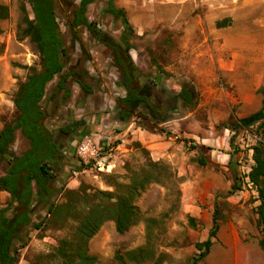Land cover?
Segmentation results:
<instances>
[{
  "label": "rangeland",
  "instance_id": "rangeland-1",
  "mask_svg": "<svg viewBox=\"0 0 264 264\" xmlns=\"http://www.w3.org/2000/svg\"><path fill=\"white\" fill-rule=\"evenodd\" d=\"M80 1L55 0L57 21L66 41H70L68 23ZM25 4V0H19L8 32L0 30V85L17 79L10 91H3L7 98L1 106L0 130L15 122L18 111L13 97L29 69H38L40 65L36 45L24 33ZM88 13L93 21H98L104 34L112 39L118 35L120 21L108 15L107 0H95L89 5ZM263 13L264 7L255 9L257 21ZM79 35L87 46L92 43L88 33L80 30ZM257 44L264 48V28L259 26ZM260 55L263 60H257V68L262 69L264 83V50H257V58ZM84 59H87L86 55L79 61L81 67ZM238 97L237 88L225 83L222 100L200 108L195 105L196 112L190 116L186 109L176 110L169 116L163 129L169 132L167 135L179 136L176 142L184 145L180 153L188 155L185 160L176 158L174 163L161 162L164 163L162 168L153 169L149 166L152 160L149 151L139 143L118 139L105 148L111 154V172L85 173L77 177L78 182L70 185L75 176L59 181L63 168H56L53 186L58 191L57 204L63 210L48 217L42 230L30 227L24 232L23 238L28 245L18 250L17 264H68L57 257L61 241L82 245L84 240L78 236V229L86 211L101 199L96 193L119 194L115 192L114 183L129 185L133 171L149 174L156 181H152L134 201L140 214L137 224L125 233H119L115 221L108 220L88 241V252L96 257L97 264H192V259L199 253L197 244L209 238L215 214L219 231L209 254L200 264H264V250L260 245L263 232L258 214L261 201L255 187L243 177V168L253 164L252 146L258 138L255 134L257 126L242 131L232 147V132L225 129L231 118L243 115V104L238 102ZM204 102L201 99L200 104ZM257 106L251 102V111ZM218 110L220 113L212 115ZM142 126L150 127L147 123ZM17 136V145L11 153L15 156L28 148V142L20 132ZM230 153L234 154L232 163L229 156L225 157ZM9 168L8 158L0 157V177L7 175ZM10 199L11 195L0 189V208ZM115 200L113 198L110 204ZM32 211L40 213L39 221L48 212L47 206L40 204ZM18 247L19 243L15 248ZM129 252L137 254L140 260L132 261L127 255Z\"/></svg>",
  "mask_w": 264,
  "mask_h": 264
},
{
  "label": "crops",
  "instance_id": "crops-1",
  "mask_svg": "<svg viewBox=\"0 0 264 264\" xmlns=\"http://www.w3.org/2000/svg\"><path fill=\"white\" fill-rule=\"evenodd\" d=\"M53 1L56 13V2ZM18 2L0 0V30L7 33L10 29ZM25 3L28 18L32 20V6L26 0ZM113 5L125 14L130 26V30H125L122 17L108 13L121 25L113 40L122 47L129 46L131 61L138 69L133 88L139 91L141 98H150L152 106L154 102L162 104L166 100L167 103H163L164 115L169 117L176 110L186 109L190 116L196 112L195 105L200 108L222 100L225 83L237 88L238 102L243 104L240 118L254 114L263 107V96L259 93L264 86L263 75L262 69L257 68V60L262 55L257 58V50L264 48L257 44V26L264 28V13L257 21L255 9L264 7V0H114ZM86 16L101 28L98 21L89 17L88 10ZM80 30L89 34L80 27L76 30L78 38L74 39L68 31V61L63 73L71 70L82 73L90 92H85L74 78L67 81L64 86L66 91L58 89L61 75H57L47 84L40 103L41 109L47 112L44 124L54 136V147L59 155L56 168H63L59 181L74 175L69 183L73 185L78 182V176L93 172L91 168H83L76 156L77 142L84 135H89L100 149L112 146L115 140L124 139L126 142L139 143L156 162L174 163L176 158L187 159L186 153H180L184 145L176 142L179 136L167 135L169 132L163 129L167 122L154 128H143L145 121L137 118V115L146 112V108L142 103L124 102L128 89L123 85L114 51L90 34L92 43L87 46L83 37L80 38ZM125 41L127 44H124ZM85 55L87 59H84L81 67L79 61ZM40 69L39 65L37 70ZM28 72L22 83L27 81ZM16 81L12 78L2 87L0 85V116L1 106L7 98L3 91H10ZM149 83L152 86L147 90L146 85ZM183 89L191 92L198 103L194 106L184 104L180 97ZM201 99L205 101L203 104H200ZM251 102L258 105L254 111L250 109ZM126 105L133 114L121 120L119 112L125 110ZM218 113L219 110L212 115ZM80 120L85 124L72 136H64L60 132L61 128ZM17 138L8 151V159L15 156L11 153L17 145ZM26 141L29 148L30 141ZM230 154H225L226 158L229 156V162ZM39 204L44 205L36 197L30 203L35 222L40 219V213L32 210Z\"/></svg>",
  "mask_w": 264,
  "mask_h": 264
},
{
  "label": "trees",
  "instance_id": "trees-1",
  "mask_svg": "<svg viewBox=\"0 0 264 264\" xmlns=\"http://www.w3.org/2000/svg\"><path fill=\"white\" fill-rule=\"evenodd\" d=\"M33 9L34 19L30 20L28 15L24 20L26 28L25 36L30 37L36 45L40 55L41 69H29L30 74L27 81L22 83L14 99L18 116L14 123L8 124L0 132V155L6 158L8 151L17 138V131H20L24 139L30 141L28 150L20 156L9 158L10 168L8 174L0 178V189L7 191L11 195L10 202L0 209V264H17L19 260L18 250L28 245L24 241V232L32 227L34 230H42L46 224V219L58 215L63 209L57 204L58 191L55 190L53 182L54 171L59 162V155L54 147V136L46 128L44 121L47 112L41 109L40 103L45 96L46 86L55 76L61 75L58 89L65 90L64 86L71 78L81 85L85 92H90L84 75L69 71L63 73L67 66L68 51L66 48V38L61 32L57 16L55 13V3L53 0H26ZM95 0H81L78 9L68 23V31L72 38L77 39L76 30L80 27L86 29L89 34L98 42H102L111 48L115 54V63L122 76L123 85L128 89V96L124 102L142 103L146 112L137 115L149 124L151 128L159 126L169 121V117L164 115V105L154 102L150 104V98L140 97L139 91L133 88L135 85L138 69L131 61L128 48L120 46L113 39L104 34L98 24L89 21L86 13L88 6ZM114 0H109L107 12L121 16L125 30H130L126 16L121 11L114 8ZM3 14H1V18ZM124 44H127L125 41ZM134 83V84H133ZM152 85H146L150 90ZM259 93L263 96V107L254 114L244 118H231L225 125L226 129L232 132L230 146H234L236 139L242 131L257 126L256 144L252 146L253 164L250 172L244 174V179L248 178L252 186L259 194L261 204L258 208L259 226L263 232L260 245L264 250V86ZM189 94V95H188ZM188 96V98L186 97ZM184 104L194 106L197 102L193 99V94L183 89L180 94ZM129 106L125 110L121 109L119 118L125 120L133 114ZM85 124L84 121L73 122L61 128L60 132L64 136H72L77 129ZM230 162L234 161V154H230ZM81 166L90 168L91 165H84L78 158ZM203 164L205 162L201 160ZM201 163V164H202ZM240 166V161L238 162ZM164 163L150 160V167L153 169L162 168ZM145 170H143L144 172ZM133 179L129 185L114 183L115 195L111 192L99 191L97 196L101 199L86 211L85 218L78 229V236L83 239V244L77 246L73 241L63 240L57 251V257L68 264H97L96 257L89 254L87 243L100 230L102 225L108 220H114L119 233H125L128 229L137 224L140 220L139 209L134 205L138 198L154 181L153 177L145 173L133 171ZM156 181V180H155ZM238 188V187H235ZM39 203L47 206V215L40 221H34L30 210V203L33 198ZM116 198L111 205L110 201ZM112 213V214H111ZM219 231L216 214L209 238L197 244L198 254L192 259V264H200L209 254L210 248L214 244V239ZM19 243V247L15 248ZM132 261H139V257L134 252L127 253Z\"/></svg>",
  "mask_w": 264,
  "mask_h": 264
},
{
  "label": "built area",
  "instance_id": "built-area-1",
  "mask_svg": "<svg viewBox=\"0 0 264 264\" xmlns=\"http://www.w3.org/2000/svg\"><path fill=\"white\" fill-rule=\"evenodd\" d=\"M76 154L84 165H91L90 168L93 171L100 173H108L112 171V163L110 159L111 154L107 153L105 148H98L89 135L81 137L76 146ZM243 169L245 170L244 174L247 175L250 172L251 166L244 167ZM246 180L252 186L249 179L246 178Z\"/></svg>",
  "mask_w": 264,
  "mask_h": 264
}]
</instances>
